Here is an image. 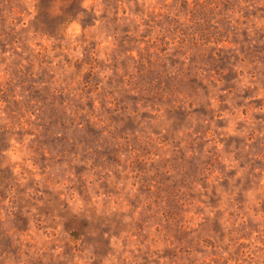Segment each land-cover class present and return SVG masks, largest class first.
<instances>
[{
    "label": "rangeland",
    "instance_id": "rangeland-1",
    "mask_svg": "<svg viewBox=\"0 0 264 264\" xmlns=\"http://www.w3.org/2000/svg\"><path fill=\"white\" fill-rule=\"evenodd\" d=\"M0 264H264V0H0Z\"/></svg>",
    "mask_w": 264,
    "mask_h": 264
}]
</instances>
